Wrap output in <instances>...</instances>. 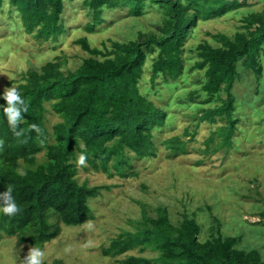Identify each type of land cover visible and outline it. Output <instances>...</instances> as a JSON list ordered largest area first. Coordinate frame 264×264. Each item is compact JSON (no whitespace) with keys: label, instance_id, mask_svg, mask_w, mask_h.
<instances>
[{"label":"trees","instance_id":"trees-1","mask_svg":"<svg viewBox=\"0 0 264 264\" xmlns=\"http://www.w3.org/2000/svg\"><path fill=\"white\" fill-rule=\"evenodd\" d=\"M65 2L0 0V20L7 3L8 13L16 15L25 33L55 42L65 31ZM243 3L244 0H83L90 17L85 24L89 32L106 22L107 10L127 7L129 15L139 16L146 4H155L165 13L157 31H141L124 42L110 40L109 46L98 48L90 45L86 36L77 38L74 42L88 56L74 69L63 70L56 57L22 73V80L15 85L28 106L18 124L21 135L15 134L0 108V192L12 185L20 209L12 216L0 213V240L13 236L17 244L42 246L59 235L62 225L78 226L91 219L89 199L109 186L79 183L78 168L104 172L110 177L126 176L132 173L131 155L145 158L156 152L154 129L163 125L166 111L140 90L147 50L156 51L150 65V86L157 84V78L174 81L183 74V46L193 25ZM242 28L233 36L211 34L220 43L218 46L206 40L196 46L199 59L191 68L203 69L205 75L201 85L205 97L199 104L214 102L199 108V118L209 122L218 117L225 120L211 131L206 149L214 136L220 141L213 150L233 144L237 130L233 88L239 77L238 63L256 75L261 73L264 0L260 11L243 18ZM196 92H188L187 97L193 100ZM47 104L60 119L51 131L45 123ZM0 105H6L3 96ZM32 124L38 127L33 129ZM163 143L173 156L187 145L177 135ZM40 153L43 157L38 159ZM81 153L85 154L83 164L79 162ZM259 215L264 224V210ZM141 218L135 232L116 236L101 253L115 257L137 244H148L158 249L157 258L163 264H264L257 249L238 248L219 229L216 235L199 240L200 227L194 217L186 215L174 224L166 208L157 207L156 216L143 210ZM116 261L150 264L148 258L132 254ZM51 264L64 262L54 259Z\"/></svg>","mask_w":264,"mask_h":264},{"label":"rangeland","instance_id":"rangeland-1","mask_svg":"<svg viewBox=\"0 0 264 264\" xmlns=\"http://www.w3.org/2000/svg\"><path fill=\"white\" fill-rule=\"evenodd\" d=\"M82 1L66 0L62 14L65 31L55 42L25 33L16 15L9 14L7 3L4 4L0 20V89L15 86L27 69L38 68L56 57L63 70L76 68L88 56L74 42L81 36L98 48L109 46L110 40L124 42L141 31H157L156 26L165 13L155 4H146L139 16H131L127 7H119L104 11L106 22L89 32L85 24L90 17ZM262 4L263 0H244L236 9L199 19L183 46V74L174 81L157 78V84L150 86V65L156 51L147 50L140 90L166 111L163 125L154 129L155 155L145 158L131 155L132 173L126 176L110 177L104 172L79 167V183L109 186L89 199L92 218L78 226L62 225L59 235L42 246L17 244L13 236H4L0 240V264H23L22 258L30 247L41 248L42 262L48 264L54 259L64 264H118L117 259L130 254L146 257L150 264H163L157 258L158 249L148 244H137L115 257L101 253L116 236L137 230L143 210L154 217L157 207L166 208L174 224L186 215L194 217L200 227L201 241L216 235L219 229L238 248H255L264 258V224L259 215L264 210V44L259 75L238 63L239 77L233 88L237 130L230 147L213 150L220 141L214 136L206 149L205 141L211 131L225 120L219 117L214 122L200 120L199 108L212 106L214 102L199 104L205 97L201 91L204 70L191 68L199 59L198 43L206 40L212 46L220 45L211 34L233 36L243 30V18L260 11ZM193 90L197 92L191 100L187 94ZM45 118L50 131L60 120L49 104ZM174 135L187 141L185 150L175 156L163 143ZM42 157L43 153L38 154V159Z\"/></svg>","mask_w":264,"mask_h":264},{"label":"clouds","instance_id":"clouds-1","mask_svg":"<svg viewBox=\"0 0 264 264\" xmlns=\"http://www.w3.org/2000/svg\"><path fill=\"white\" fill-rule=\"evenodd\" d=\"M0 96H3L6 100V105H0L3 109V114L6 117L7 123L14 130L17 136L21 135L22 130H18V124L23 119L21 113L28 111V106L24 97L20 94V91L15 86H8L4 88L3 92H0ZM38 126L31 125V128L35 129ZM79 162L83 164L85 162V154L81 153L79 156ZM18 203L13 195V186L9 185L6 190L0 192V213L9 216L14 215L19 211ZM44 252L39 247H30L24 256L23 264H42V258Z\"/></svg>","mask_w":264,"mask_h":264}]
</instances>
